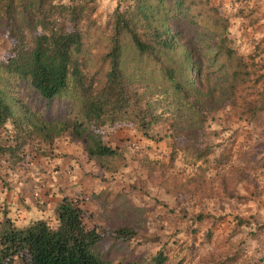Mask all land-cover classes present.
I'll return each instance as SVG.
<instances>
[{
    "label": "rangeland",
    "instance_id": "374dc122",
    "mask_svg": "<svg viewBox=\"0 0 264 264\" xmlns=\"http://www.w3.org/2000/svg\"><path fill=\"white\" fill-rule=\"evenodd\" d=\"M7 1L0 0V89L16 123L7 124L1 144L20 148L0 158V219L56 226L57 204L68 197L83 207L87 226L136 231L127 241L105 238L109 264H154L162 255L164 264H264V0H146L174 49L140 54L124 34L122 67L154 115L153 138L130 115L131 124L105 129V141L122 154L103 160L90 159L69 134L49 141L34 130L71 126L79 106L72 97L47 102L7 69L14 56L1 11ZM136 2L44 0L46 10L80 7L78 60L95 87L110 69L115 13ZM14 3L13 19L22 10ZM137 31L154 29L141 23ZM226 47L243 66L218 52ZM165 67L179 69L174 83Z\"/></svg>",
    "mask_w": 264,
    "mask_h": 264
},
{
    "label": "trees",
    "instance_id": "16d2710c",
    "mask_svg": "<svg viewBox=\"0 0 264 264\" xmlns=\"http://www.w3.org/2000/svg\"><path fill=\"white\" fill-rule=\"evenodd\" d=\"M185 0H177L181 5ZM14 0L2 6L9 27V39L14 44V56L10 57L7 69L29 81L32 88L47 102L72 97L79 106V119L71 126L63 125L59 130L46 125L35 127L54 141L63 133L71 139L83 142L90 159L117 158L122 153L105 141V129L130 123L131 120L148 138L154 115L141 105L138 95L131 89L127 72L122 67V36L128 35L140 54H151L154 48L162 52L173 51L169 31L161 32V26L151 21L154 11L146 0H137L127 11L117 10L114 16L112 49L108 54L110 69L100 87H95L94 78H89L78 60L83 34L78 28L82 20L80 7L74 5H49L44 0H20L22 10L12 18ZM136 9V11H134ZM158 13V12H157ZM145 23L154 32L143 35L137 31ZM20 24L32 29L33 35ZM163 25V24H162ZM32 38V39H31ZM32 40V45H31ZM155 45V47L152 46ZM230 63L244 65L243 58L230 47L220 50ZM179 69L165 67L166 78L177 80ZM13 106L0 89V158L15 157L20 147H4L1 133L14 120ZM131 124V123H130ZM56 132V133H55ZM56 226L47 220L38 219L27 225H17L8 215L0 219V264H109L101 252L105 238L130 240L136 235L131 228L100 230L89 227L83 207L75 200L65 197L56 207ZM165 257L159 256L154 264H164Z\"/></svg>",
    "mask_w": 264,
    "mask_h": 264
}]
</instances>
